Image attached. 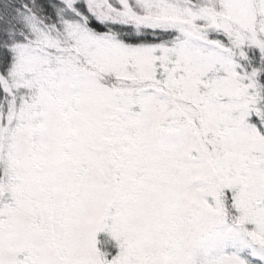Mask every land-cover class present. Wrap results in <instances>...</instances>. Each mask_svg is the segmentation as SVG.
Wrapping results in <instances>:
<instances>
[{"label":"snow or ice","instance_id":"6c2138e0","mask_svg":"<svg viewBox=\"0 0 264 264\" xmlns=\"http://www.w3.org/2000/svg\"><path fill=\"white\" fill-rule=\"evenodd\" d=\"M0 264H264V0H0Z\"/></svg>","mask_w":264,"mask_h":264}]
</instances>
